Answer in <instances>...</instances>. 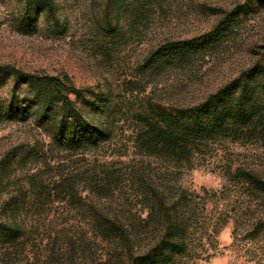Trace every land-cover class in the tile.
Segmentation results:
<instances>
[{
    "label": "rangeland",
    "instance_id": "obj_1",
    "mask_svg": "<svg viewBox=\"0 0 264 264\" xmlns=\"http://www.w3.org/2000/svg\"><path fill=\"white\" fill-rule=\"evenodd\" d=\"M55 2L64 30L44 10L33 15L34 26L25 25L26 11H35L39 0H0V65L66 75L90 100L104 94L112 108L108 117L97 118L89 105L72 99L112 137L97 149L67 151L54 144L49 125L34 121L38 105L28 120L0 119V222L26 230L15 242L0 240V264H131L126 247L95 236L92 207L140 225L152 212L155 191L167 207L177 202L189 226L186 252L172 264H264V191L243 176L264 182L262 141L220 139L197 152L191 165L136 146L151 107L184 109L226 85L241 89L251 69L257 76L248 82L249 96L264 106V0ZM234 11L219 42L150 63L165 43L202 36ZM11 85V76H0L2 102L9 101ZM23 89L31 98L33 91ZM103 170L117 178L100 193L92 182H100ZM157 224L153 217L150 230ZM154 236L140 233L135 255L154 247Z\"/></svg>",
    "mask_w": 264,
    "mask_h": 264
},
{
    "label": "trees",
    "instance_id": "obj_2",
    "mask_svg": "<svg viewBox=\"0 0 264 264\" xmlns=\"http://www.w3.org/2000/svg\"><path fill=\"white\" fill-rule=\"evenodd\" d=\"M41 10H44L48 21H53L63 30L66 28L57 15L55 0H39L35 11L27 10L23 19L25 25L34 26L36 20L33 15ZM236 15V11L232 12L202 36L165 43L150 56V63L176 55L187 56L219 42L227 34ZM0 76L12 77L9 101L0 100V119L28 120L33 116V107L38 105L39 112L34 114V121L52 128L54 144L60 149L74 152L93 150L111 139V131L104 124L85 116L72 99L74 96L89 105L93 116L108 117L112 108L104 94L93 93L94 99L90 100L66 75L57 77L28 73L12 65H0ZM256 76L257 72L251 69L244 75L241 89L238 83L226 85L193 107L173 110L151 107L137 133V148L149 156L191 165L197 152H204L220 139L250 135L264 143V106L249 96L248 82ZM24 87L33 91L31 98H24ZM243 176L251 185L264 191V182L257 176L248 172ZM115 178L117 175L103 170L102 177L99 175L98 178L100 182L93 181V187L97 192H106ZM69 191L70 188H66L67 194ZM166 202L155 191L154 199L149 200L152 212L140 225L134 222L126 224L122 216L92 207L98 222L93 232L97 238L116 248L126 247L131 264H172L178 255L186 252L189 226L177 211V202L170 207ZM153 217L157 218L158 224L150 230L149 222ZM25 231L20 225L0 222V240L15 242L25 236ZM148 232L155 234V246L142 255H135L134 239L140 233Z\"/></svg>",
    "mask_w": 264,
    "mask_h": 264
}]
</instances>
